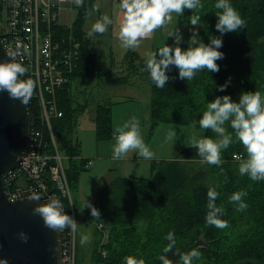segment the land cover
I'll return each mask as SVG.
<instances>
[{
    "label": "trees",
    "instance_id": "1",
    "mask_svg": "<svg viewBox=\"0 0 264 264\" xmlns=\"http://www.w3.org/2000/svg\"><path fill=\"white\" fill-rule=\"evenodd\" d=\"M216 2L201 0L204 7L195 13L201 17L199 39L205 44L210 42L209 37L221 36L215 29L218 20ZM95 3L96 0H84L70 30H64L81 44L70 81L58 95L63 117L54 122L61 148L70 158L67 175L71 188L76 185L86 163L83 158L82 163L77 162L81 145L73 142V134L90 104L95 103L96 107L93 120L97 138L104 140L113 134L115 101L94 95L101 81L108 84L115 81L121 85L147 84L151 130L159 124L192 125L201 118L207 103L217 96L228 95L237 103L242 92L259 91L264 96V0H230L246 21V28L221 37L223 46L218 51L224 58L216 61L219 72H198L193 80L187 81L179 79L178 69L170 66L166 73L169 81L163 89L152 83L145 70L146 59L136 52L128 51L121 63L113 59L107 70L99 67L98 52L84 27L89 17L87 13L92 12ZM192 14L185 10L179 20L190 24ZM179 46L184 50L188 48L184 43ZM226 83V90L219 91V86ZM90 89L93 99L87 98ZM82 98L85 100L81 101ZM30 107L34 120L35 110L32 104ZM226 127L232 133L231 127ZM205 136L215 138L210 130H206ZM235 155L246 154L243 146L234 141L222 152L224 163L220 167L209 166L201 164L197 151L189 147L181 150L175 159L152 161L148 178L114 177L87 201L99 210L100 220L92 218L90 209L84 208L86 202L82 211L75 207L78 218L80 213L86 221L102 224L110 236L109 243L102 248L99 247L100 238L97 239L92 262L123 264V258L132 255L144 259L145 264H161L159 257L168 243L165 236L174 232L177 249L182 252L197 249L201 253L202 258L194 264H264V181L254 182L247 175H240ZM191 163L201 164L200 169L189 170L187 165ZM209 187L219 193L216 204L223 207L221 218L230 225L223 230L205 222ZM241 190L248 193L244 198L248 208L238 212L237 206L229 202V196ZM100 248L106 256L100 253ZM166 255L174 264L179 259L172 253Z\"/></svg>",
    "mask_w": 264,
    "mask_h": 264
},
{
    "label": "clouds",
    "instance_id": "2",
    "mask_svg": "<svg viewBox=\"0 0 264 264\" xmlns=\"http://www.w3.org/2000/svg\"><path fill=\"white\" fill-rule=\"evenodd\" d=\"M73 2L77 6L83 4V0H73ZM203 7L201 0H119L118 8L123 14V19L118 39L125 49L138 48L143 39L151 37L156 30L170 23L173 13L177 16H183L185 10L193 13L189 17V22L194 26V30L186 50L179 46L182 36L176 30L169 35L175 38V47L165 44L157 51L147 54L145 70L157 88L163 89L168 83L169 76L166 73L170 70V66L178 69L179 79L187 81L193 80L198 72H219L220 68L216 61L224 58V54L218 51L223 46L221 37L226 33L239 32L246 28V21L232 6L230 0H217L214 5L218 10L215 13L218 17L215 29L221 36L209 37L210 42L205 44L195 31V26H198L201 20V17L195 13ZM92 11H98V8L93 6ZM87 15L90 16L91 11ZM112 23L108 15H102L92 24L91 30L87 33L88 37L103 35ZM25 51H27L26 48ZM5 54L7 61L0 62V93L6 92L10 99L19 100L21 104L27 105L34 94L37 82L31 77L22 78L27 76L28 69L17 59L21 55L19 48ZM227 86V83L221 85L218 90L223 92ZM197 123L199 129L204 132L210 130L215 134V138L196 135L189 138L188 146L197 151L201 164L220 167L224 163L222 152L235 141L243 146L246 154L234 157L239 162L240 175H247L254 182L264 181V96L261 92H242L238 103L233 102L228 95L217 96L212 102L207 103L206 110L198 121H193V126L196 127ZM226 125L231 127L232 133L228 132ZM113 138V160L123 159L129 152H135L145 160L155 158V153L142 137L140 121L136 117L117 126L114 129ZM166 139L173 143L176 141L177 135L174 128L167 132ZM247 195V191L241 190L229 196V202L237 206L236 211L247 210L248 204L244 200ZM218 198L217 190L209 187L205 222L208 226L223 230L230 225L221 218L224 209L217 206ZM29 200L40 201L41 197L33 194ZM84 208L90 209L92 218L100 220L99 210L90 202H86ZM32 212L33 215L42 218L44 227L57 233L65 229L75 233L81 226L72 216L65 213L64 205L58 198L50 197L45 203H37ZM18 238L24 243H27L29 239L24 232L18 233ZM90 240L89 235L81 233L82 246L88 244ZM165 240L168 243L163 249L164 254L159 257L161 264H174V261L166 255L168 253L178 256L179 259L175 264H194V261L202 258L197 249L188 252L177 249L174 232H169ZM0 264H8V261L0 259ZM123 264H145V260L129 255L123 258Z\"/></svg>",
    "mask_w": 264,
    "mask_h": 264
},
{
    "label": "built area",
    "instance_id": "3",
    "mask_svg": "<svg viewBox=\"0 0 264 264\" xmlns=\"http://www.w3.org/2000/svg\"><path fill=\"white\" fill-rule=\"evenodd\" d=\"M68 1L0 0V44L5 53L19 48L21 55L17 59L28 69L27 76L22 78L31 77L37 82L29 101L35 110V119L31 122L27 154L18 168L3 175L2 182L10 202L33 194H38L43 203L50 197L58 198L65 213L77 221L67 175L70 158L54 131V122L63 117L58 95L70 81L81 48L80 42L64 31L70 26L59 22ZM92 166L93 161L84 163L85 169ZM60 233L61 264H77L78 231L65 229ZM102 255L106 256V252L102 251Z\"/></svg>",
    "mask_w": 264,
    "mask_h": 264
},
{
    "label": "rangeland",
    "instance_id": "4",
    "mask_svg": "<svg viewBox=\"0 0 264 264\" xmlns=\"http://www.w3.org/2000/svg\"><path fill=\"white\" fill-rule=\"evenodd\" d=\"M84 1V0H83ZM119 0H96L95 6L98 11H92L85 23V30L89 32L92 24L99 19L102 15H108L112 20V8L115 6V10H118ZM78 7L73 0H69L63 7V11L60 14L59 22L65 26H72L76 20L78 14ZM201 26L198 24V26ZM194 26L186 24L178 20V16L173 13L172 21L167 23L163 28L156 30L151 36V42H145L140 44L139 54L143 58H147V54L152 52L153 47L160 48L166 45L174 44V37L169 36L171 32L178 30L182 36V43L188 44L190 35ZM111 25L108 26V30L103 35H94L92 38L95 40L97 52H98V63L102 70H107L112 60L115 59L122 62L125 54L128 50L121 46V44L115 39L112 40L111 36ZM137 49V48H136ZM131 51L136 52L134 49ZM115 60V61H116ZM137 81V80H136ZM138 83V82H137ZM137 84H124L121 85L115 81L106 83L105 81L100 82V86L95 89L94 95L98 98L102 97V100H113L115 101L112 107V133L117 126L122 125L124 122L130 120L132 117H136L140 121V129L142 137L145 143L155 153V158L151 160H145L140 158L137 154L136 160H131L122 165V161L125 158H131L135 152H129L123 159L113 160L112 159V145L114 143L113 134L110 138L99 140L96 136L93 116L95 115L96 107L94 104H90L88 110L81 116L79 124L73 134V142L80 143L81 145V156L80 158L92 157L94 165L90 169H84L79 175L76 185L72 188V197L77 210L87 202L90 197L104 186V184L110 182L114 176H127L126 174L133 175V177L147 178L151 176L150 164L152 161L165 159H175L177 154L185 149L189 148L188 141L193 135L205 136L206 131L199 129V124L196 127L192 125L181 126L176 124H159L154 130H151V105H150V88L147 84L141 86ZM83 89V87H81ZM89 90L87 98L93 99L91 91ZM85 99L82 98L81 101ZM95 107V108H94ZM133 112V113H131ZM130 113L132 115H130ZM175 129L177 139L168 141L166 139L167 132L170 129ZM83 156V157H82ZM103 156V164L100 170L96 172L99 174L97 180H101L102 174H104L101 183H96V176L93 173L95 168L96 159ZM78 159V163H82V159ZM84 158V159H85ZM191 163L187 165L189 170H199L201 164ZM82 167V166H81ZM150 167V168H149ZM115 168L120 169L122 173H113ZM128 169L127 171L125 170ZM101 184V185H99ZM77 194H81L83 200L77 198ZM77 222L84 230L81 233L87 234L91 237L88 244L85 247H80L79 251L82 252V258L78 264H94L91 260L94 245L97 239L99 240V247H105L109 243V233H106L104 226H100V223H84L83 220ZM80 243V239H79ZM100 248V253L101 252ZM99 264V263H95Z\"/></svg>",
    "mask_w": 264,
    "mask_h": 264
},
{
    "label": "water",
    "instance_id": "5",
    "mask_svg": "<svg viewBox=\"0 0 264 264\" xmlns=\"http://www.w3.org/2000/svg\"><path fill=\"white\" fill-rule=\"evenodd\" d=\"M6 61L0 44V62ZM31 122L30 103L23 105L0 93V259L8 264H61V233L44 227L32 212L42 200L30 201L29 195L10 202L3 189V175L18 168L27 154ZM20 232L28 235L27 243L18 238Z\"/></svg>",
    "mask_w": 264,
    "mask_h": 264
},
{
    "label": "crops",
    "instance_id": "6",
    "mask_svg": "<svg viewBox=\"0 0 264 264\" xmlns=\"http://www.w3.org/2000/svg\"><path fill=\"white\" fill-rule=\"evenodd\" d=\"M179 18H180V16H178V20H179ZM122 19H123V14H122V12L119 10V8H118V10L116 11L115 10V6L112 8V21H113V23L111 24V36H112V40L111 41H115V39H117V41L120 43V41H119V39H118V34H119V28H120V24H121V22H122ZM199 25L201 26V28L200 27H195V31H197L198 32V34H200V32H201V30H202V25L199 23ZM194 29H192V31H193ZM86 31V30H85ZM87 32V31H86ZM88 33V32H87ZM91 40H92V43H93V45H94V47L96 48V44H95V40H94V38H91ZM142 43H145V42H151V37H148V38H145V39H143L142 41H141ZM182 43V42H181ZM171 45H173V44H171ZM169 46V45H168ZM157 49V48H156ZM96 50H97V48H96ZM132 50V49H131ZM131 50H128V51H131ZM135 51H136V53L141 57V58H143L142 57V55L141 54H139V51H140V49H134ZM154 50H155V48L153 47V49H152V52H154ZM127 51V52H128ZM143 59H145V58H143ZM114 60H116L115 59V57H114ZM116 62H118L119 63V61H117L116 60ZM141 86V85H140ZM131 113H133V112H131ZM130 113V115H132ZM82 153V152H81ZM83 154V153H82ZM84 155V154H83ZM83 157V156H82ZM84 158H85V156H84ZM83 158V159H84ZM100 159H96V165H95V168H94V170H93V173H94V175L96 176V180H95V184L96 183H101V180L103 179V177H104V174H102V176H101V180L99 181V180H97L100 176H99V174L96 172L98 169L100 170V168H101V166H99L100 164H103L102 163V161H103V159H104V157L103 156H101V157H99ZM92 159H94V158H92V157H86L85 158V160L86 161H90V160H92ZM136 159H138L137 158V153L136 154H134L133 156H131V158H125V159H123V160H121L123 163H122V165L123 164H125L126 162H128V161H131V160H136ZM93 161V160H92ZM93 165H94V161H93ZM150 167H151V164H150ZM149 167V168H150ZM125 170L127 171L128 169H126L125 168ZM151 170V169H150ZM120 171H122L121 169H120ZM119 171V169L118 168H115V172H113V173H122V172H120ZM127 176H123V177H133V175H129V174H126ZM118 176H120V175H118ZM114 177H116V176H114ZM113 177V178H114ZM112 178V179H113ZM148 178V177H147ZM109 183V182H108ZM99 185H101V184H99ZM106 185V183L104 184V186ZM103 186V187H104ZM94 196V194L90 197V199L92 198ZM77 198L78 199H80V200H83V197H82V195L80 194H77ZM72 199H73V197H72ZM89 199V200H90ZM73 203H74V201H73ZM75 205V204H74ZM83 206V205H82ZM82 208V207H81ZM80 208V209H81ZM80 220H83L84 221V223H88L81 215H80V213H79V221ZM84 230V227H81V228H79L78 229V259H77V264L78 263H80V260H81V258L83 257L82 256V252L80 253V251H79V248L80 247H85L84 245L82 246L81 245V243H79V239H80V235H81V232Z\"/></svg>",
    "mask_w": 264,
    "mask_h": 264
}]
</instances>
